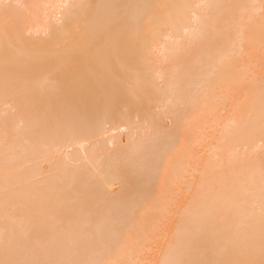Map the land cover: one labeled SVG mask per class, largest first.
Masks as SVG:
<instances>
[{"label": "bare ground", "instance_id": "bare-ground-1", "mask_svg": "<svg viewBox=\"0 0 264 264\" xmlns=\"http://www.w3.org/2000/svg\"><path fill=\"white\" fill-rule=\"evenodd\" d=\"M0 264H264V0H0Z\"/></svg>", "mask_w": 264, "mask_h": 264}]
</instances>
